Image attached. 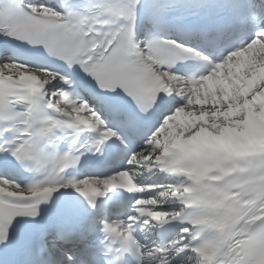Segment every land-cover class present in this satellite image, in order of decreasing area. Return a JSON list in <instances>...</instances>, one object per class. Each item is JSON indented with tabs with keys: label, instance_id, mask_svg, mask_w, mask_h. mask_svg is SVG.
<instances>
[{
	"label": "bare ground",
	"instance_id": "obj_1",
	"mask_svg": "<svg viewBox=\"0 0 264 264\" xmlns=\"http://www.w3.org/2000/svg\"><path fill=\"white\" fill-rule=\"evenodd\" d=\"M0 71L3 73H18L21 74L22 70L14 65H0ZM42 79H44V81L49 82V83H54L55 82V78L51 77V76H46L44 75V77H42ZM207 107H203L202 106V110H205ZM237 111L233 110V112L228 115L225 114L223 119L217 118L212 116L213 115V111L208 110L207 115L205 118L203 119H199L198 117L195 118L194 120H191L189 122V124H184V125H179V126H172L170 127L163 135V138H166V136L168 135H176L177 133H183L182 131H184V129H192L194 128L196 125L199 124H206L208 125L212 130L214 131H219L222 130L224 126H238V122L239 120L237 119ZM264 116V114H263ZM243 128V127H242ZM243 129H248L246 130L248 133H260V134H264V126L263 127H258L255 126L254 124H249L247 128H243ZM145 155V154H144ZM143 154L139 155L138 159H141L142 157H144Z\"/></svg>",
	"mask_w": 264,
	"mask_h": 264
}]
</instances>
